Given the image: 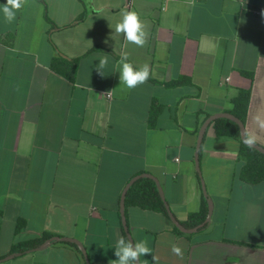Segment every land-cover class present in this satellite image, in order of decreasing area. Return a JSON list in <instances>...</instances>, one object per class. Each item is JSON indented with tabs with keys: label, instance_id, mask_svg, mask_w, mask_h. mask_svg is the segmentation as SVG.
I'll return each mask as SVG.
<instances>
[{
	"label": "crops",
	"instance_id": "0c3cea01",
	"mask_svg": "<svg viewBox=\"0 0 264 264\" xmlns=\"http://www.w3.org/2000/svg\"><path fill=\"white\" fill-rule=\"evenodd\" d=\"M6 2L0 0V258L49 234L80 240L91 264H110L117 240L125 239L122 193L141 172L160 180L186 224L206 198L195 163L199 129L211 114L230 110L239 88L251 87L246 131L264 146V0H134L132 10L147 25L143 47L114 33L128 10L124 0H27L11 24L2 13ZM122 52L135 66L147 63L151 79L134 89L122 85ZM59 55L78 58L74 81L51 67ZM105 56L101 75L96 66ZM182 77L190 82L165 84ZM153 100L163 105L154 126ZM239 148L237 138L209 125L200 165L213 213L197 231L178 232L164 213L126 205L134 242L146 239L151 250L139 264H264V181L241 179ZM19 218L26 224L16 231ZM80 251L55 240L0 264H87Z\"/></svg>",
	"mask_w": 264,
	"mask_h": 264
},
{
	"label": "trees",
	"instance_id": "16d2710c",
	"mask_svg": "<svg viewBox=\"0 0 264 264\" xmlns=\"http://www.w3.org/2000/svg\"><path fill=\"white\" fill-rule=\"evenodd\" d=\"M51 67L61 73L66 78L74 81L78 69V58H67L65 56H55L51 63ZM246 74L253 80L254 72L245 71ZM151 79V77H149ZM190 82L188 78L182 77L165 84L168 86L182 85ZM251 99V87L239 88L237 94L231 99L230 112L239 117L243 123L246 124L248 108ZM163 109V105L157 100H153L151 111H150V124L155 125L159 114ZM213 130L219 136L227 135L234 136L240 142L239 158L243 160V166L240 172V177L247 183H259L264 181V152L257 148L244 143L241 139L240 126L239 124L230 118L219 117L211 123ZM248 136V134H247ZM256 142V141H255ZM126 205L127 206H139L143 209H150L160 211L165 215H168L165 203L159 193L156 181L150 177H141L137 179L129 188L126 194ZM208 213V202L207 199H203V206L200 211L189 214V220L185 225L195 226L203 222ZM26 224L24 218H19L17 221L16 231H19ZM175 230L181 232V230L175 226ZM49 234H45L40 238L32 239L26 242L18 243L13 246V251H21L27 248L35 247L43 243ZM126 242L129 241L125 233ZM75 246L79 252L77 244L68 242ZM82 254V253H81Z\"/></svg>",
	"mask_w": 264,
	"mask_h": 264
},
{
	"label": "clouds",
	"instance_id": "9594fccd",
	"mask_svg": "<svg viewBox=\"0 0 264 264\" xmlns=\"http://www.w3.org/2000/svg\"><path fill=\"white\" fill-rule=\"evenodd\" d=\"M27 0H7L6 4L2 6V13L4 21L7 24H11L16 19V13L25 4ZM115 34H123L124 40L127 43L136 45L137 47H143L147 42L148 32L147 25L140 18V14L134 10H125L121 13V19L115 24ZM107 43V41H105ZM108 57H102L99 59V64L96 66L98 72L104 75V69L107 66ZM120 68V81L121 84L128 89H134L138 85L144 84L148 81L151 69L150 66L145 63L143 66H135L130 60L126 52H122L119 60ZM264 127V123L261 124ZM255 140L254 136H246V143L251 145ZM115 256L118 259L110 261V264H139L140 257L151 253L148 247V241L141 240L133 243L131 240L125 241L123 237L119 238L115 244ZM172 252L183 257L182 249L179 246L173 245ZM154 261H158V258L153 256Z\"/></svg>",
	"mask_w": 264,
	"mask_h": 264
},
{
	"label": "water",
	"instance_id": "95a60500",
	"mask_svg": "<svg viewBox=\"0 0 264 264\" xmlns=\"http://www.w3.org/2000/svg\"><path fill=\"white\" fill-rule=\"evenodd\" d=\"M219 117H226V118L233 119L239 124L240 133H241V139H242V141L244 143H246V136H247L245 123H243V121L239 117H237L236 115H234L230 111H222V112H217V113L211 114L210 116H208L206 118V120L203 122V124L201 125V127L199 129L197 143H196V149H195V163H196V168H197V170H198V172L200 174V177H201L203 192H204V195H205V197L207 199V202H208V214H207L206 219L202 222V224L197 225V226H193V227H188L185 224H183L177 218V216L174 214V212H173L168 200L166 199V196H165L164 190H163V188L161 186L160 180L152 173L141 172L139 174H136L135 176H133L129 180V182L127 183V185H126V187H125V189H124V191L122 193V197H121V216H122L123 226H124V229H125V232L127 234L128 239L131 240L133 243H135V242H134L133 237L131 235V232H130V229H129V225L127 223L126 214H125V208H126L125 200H126L127 191L129 190L130 186L137 179H139L141 177H150V178H153L156 181L159 193H160V195H161V197H162V199H163V201L165 203L166 209L168 211V215L171 218V220L174 222V224L180 230H182L184 232L197 231L200 226H202L204 223L208 222L211 219V216H212V213H213V200L211 199V197H210V195H209V193L207 191L206 184H205V182H204V180L202 178L201 165H200V152H201L202 142H203V139L205 137V134H206V131H207L209 125L212 123V121H214L216 118H219ZM246 144H248V143H246ZM250 146H253V147L257 148L258 150L264 152V146L259 144V143H257V142H255V141ZM55 240L67 241V242H72V243L77 244L80 247V249L82 250L83 254H84L86 263L87 264H91L90 259H89L88 255H87L86 249H85L84 245L82 244V242L80 240H78V239H76L74 237H70V236H56L54 238L47 239L46 241H44L43 243H41L38 246H35V247H32V248H27V249L21 250V251H14V252L8 254L7 256H4V257L0 258V262L4 261V260H7V259H11V258H13V257H15L17 255H21L24 252H29V251H33V250L44 248V247L50 245Z\"/></svg>",
	"mask_w": 264,
	"mask_h": 264
},
{
	"label": "built area",
	"instance_id": "2783aa9c",
	"mask_svg": "<svg viewBox=\"0 0 264 264\" xmlns=\"http://www.w3.org/2000/svg\"><path fill=\"white\" fill-rule=\"evenodd\" d=\"M124 1H125V6L127 7V9L132 10L134 6V0H124ZM226 79L229 80L230 77H227Z\"/></svg>",
	"mask_w": 264,
	"mask_h": 264
}]
</instances>
